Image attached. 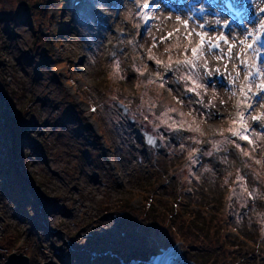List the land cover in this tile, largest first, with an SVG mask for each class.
Returning a JSON list of instances; mask_svg holds the SVG:
<instances>
[{
	"label": "rangeland",
	"instance_id": "rangeland-1",
	"mask_svg": "<svg viewBox=\"0 0 264 264\" xmlns=\"http://www.w3.org/2000/svg\"><path fill=\"white\" fill-rule=\"evenodd\" d=\"M73 1L63 0V5L45 3L42 8L49 21L40 27V20L13 17V13L0 19V43L6 45L0 61L4 65L0 68L8 78L3 83L6 100L0 96V163L16 160L9 149L12 134L1 124L6 109V118L25 109L29 110L27 116H37L40 121L28 127L26 134L47 136L51 143L45 157L22 145L26 165L20 167L17 163L15 177L21 179L14 187L17 204L9 199V193L3 195L5 186L0 177V237L3 227L18 231L21 238L15 251L27 254L30 264L49 258L55 264H119L113 260L114 252H119L124 260L133 251L139 257H149L175 240L163 228H147L139 223L146 201L163 204L169 196L170 180L153 182L152 176L170 153L178 152L179 161L184 148L189 146L196 150L197 170L206 169V177L216 178L218 186L226 174H231L232 185H236L234 178L242 177L245 195L250 197L238 206L237 222L264 242V174L258 177L249 165V159L256 161L264 173V117L252 119L264 113V105L255 106L254 114L245 120L252 143L233 136L229 132L237 126L233 122L241 111L245 115L249 111L242 105L238 108L241 96L234 98L226 87L219 86L215 76L211 83L204 75L207 69L202 67V60L207 61L205 56L226 57L232 66V54H226L229 48L224 49L222 43L223 51L212 53L207 44L203 46L205 55L196 56L191 64H178L177 61L193 57L198 22L161 39L168 34L151 32L144 36L139 20L136 26L132 25L136 10L143 9V0H81L79 6H74ZM125 1L129 6H124ZM252 1L244 0L248 4ZM17 2L0 0V10L10 9ZM89 14H93V20ZM114 16L124 29L114 24L103 27L105 18L111 21ZM217 22L221 31L224 19ZM123 32L124 45L120 39H114V33ZM40 36L47 38L45 46ZM48 48L51 50L47 51ZM236 53L234 50L233 54ZM217 66L215 63L214 67ZM112 71L122 77L118 78L124 87L121 94L128 108L126 114L115 99L109 103L99 100L96 104L82 93L91 90L92 95H98ZM245 76L241 78V87H251L255 92V85L261 82L259 76L249 78L247 85ZM146 80L158 83L160 88L155 92L148 87L155 104L140 107L142 95L137 93ZM131 107L135 118L129 120ZM168 111L174 117L181 118L185 113L195 120L202 131L200 141L194 143L193 135H185L178 127L170 129L155 119ZM143 131L160 138L162 147L146 145ZM218 138L224 141L222 147L208 150ZM150 180L154 185L149 184ZM21 182L31 184L27 187L31 195L25 194ZM215 188L218 189L216 186L213 191ZM39 197L44 206L42 218L54 232L45 228V234H36V230L42 232L41 216L36 213ZM235 234L238 235L235 230L229 232L231 237ZM56 249L61 250L60 254H54ZM183 249L193 256L194 251L185 244ZM7 252L0 253V264ZM128 261L123 262L129 264Z\"/></svg>",
	"mask_w": 264,
	"mask_h": 264
},
{
	"label": "trees",
	"instance_id": "trees-1",
	"mask_svg": "<svg viewBox=\"0 0 264 264\" xmlns=\"http://www.w3.org/2000/svg\"><path fill=\"white\" fill-rule=\"evenodd\" d=\"M16 1H18V5L10 9L0 10V16L4 17L13 13L11 15L13 17L21 16L30 18V20L32 18L38 19L40 20L38 27L45 23L47 24L49 21L48 15L45 14L46 11L42 6L48 2L62 3V0ZM40 38L42 39L41 43L45 46L47 38L45 36H40ZM5 47L6 45L3 42L2 44L0 43V61ZM50 50V48L47 49V51ZM3 65L4 63L0 62V67ZM1 69L0 89L4 94L3 83L8 78L4 77V71ZM120 86L119 78L110 76L104 80L98 95H92L91 90H83L82 93L92 99L93 103L97 104L99 100H106V97L112 95L113 90L119 89ZM11 91H14L13 87ZM7 113H3L2 118H6ZM28 114L29 110L25 109L21 113L13 114L12 112L5 119V123L9 127L8 130L10 128L15 130L14 141L12 136L9 139V149H11V145L14 142V148L17 151L15 158L20 167L26 165V156L22 152L23 144L29 146L42 157H45L50 151L51 143L47 136L38 134L37 136L39 137H37L26 134L28 127H34L40 121L37 116L31 115L29 117L27 116ZM183 116L184 118L180 125L188 129V134L193 135V141H198L199 136L202 134L201 129L188 114H183ZM176 123H178L176 118L164 115V124L174 126ZM22 136L25 137L19 140ZM216 147H218L217 142L212 143L211 148ZM187 151L188 154L183 161L177 162L175 156L170 155V158L165 160L164 165H162L160 172H155L154 179L156 181L163 180V178V181H165L166 173L172 175L169 196L164 200L163 204L146 201L143 204L144 211L140 214V225H147L156 229L163 228L171 238H175L172 243L176 240H181L188 249L193 250V256L190 254L188 256L200 264H264V242L262 238H257L253 233L250 234V239L248 238L247 241L249 246H247L243 244L241 239L227 234L229 230L233 229L238 233L239 237L244 238L248 231L243 227H239L235 222L230 223L232 214L229 212V196H226L221 188H215L213 191L216 186L211 178L204 176V171H194L193 152L189 149ZM15 174L16 170L13 160L0 163V177L7 188L13 189L17 183H20L21 179L15 177ZM153 182L150 180L149 184L154 185ZM21 183L27 188L25 182ZM237 199L242 200L241 195H237ZM20 238L21 234L18 231H14L7 226L3 227L0 246L10 252L16 247ZM29 245L30 242L26 243V250L29 249L27 247ZM132 257L136 258V260L145 259L144 256L136 257L135 254Z\"/></svg>",
	"mask_w": 264,
	"mask_h": 264
},
{
	"label": "bare ground",
	"instance_id": "bare-ground-1",
	"mask_svg": "<svg viewBox=\"0 0 264 264\" xmlns=\"http://www.w3.org/2000/svg\"><path fill=\"white\" fill-rule=\"evenodd\" d=\"M173 1L172 5H175L177 8H179L178 13H172L167 9V6H165L163 3H161V0H147L148 7L141 10H136V19L132 22L133 26H136V21L139 20L141 23V30L143 32V35L146 36L150 34L151 32L159 33L164 32V34H173L172 32H178V30L184 29V27H187V25H194L195 20L184 18V7L181 4L180 0H171ZM146 0H143V5L145 4ZM259 2V0L257 1ZM126 6H129L126 2ZM245 8V7H244ZM147 13L149 15L148 19L144 18V14ZM208 16H206V26L204 29H200L198 31H194V37L197 38L198 44H200V36L198 33H204L206 37V41L203 44V46L207 43V39H210L212 37H219L223 35L225 39L228 41V43H225L224 40H219L218 43L223 42L225 44V49L229 48V45H233L231 49L232 53V66L229 65V62L226 61L227 58L223 59H216L215 57L205 56L204 58L207 61L202 60V67H205L207 69V72L204 74L207 78L211 79L213 76H219L221 79V84L227 86L228 84L231 85V89L233 91V97L239 98L241 95L239 93V86L241 82V78L243 75H246L249 72V65L241 63V59L244 58V53H242L241 58H237L235 54H233L234 50H237V52L241 51V43L240 41H243V30L240 27H237L234 23H231L229 25L230 30L227 32H219L217 29V24L212 23V12H207ZM90 15V14H89ZM188 15V13H187ZM260 15V14H259ZM105 16H108L106 13ZM217 16L220 17V19H224V13L222 10L217 9ZM251 17V16H250ZM90 20L94 19L93 14L89 17ZM107 21L103 27H108L110 24L116 25L118 28H123L124 26L122 23L118 20L117 16H114L113 19L110 21L108 18H105ZM253 23H256V21H253ZM158 24H161V27L158 26ZM250 27H254L252 25V22H248ZM163 25V26H162ZM259 27H254V29H257ZM124 29V28H123ZM264 32V29H262ZM126 35V32L123 35H114V39H120V43L124 45V39L123 36ZM172 36V35H171ZM170 36V37H171ZM203 46L200 48V53L197 56H203L206 54L207 51L203 50ZM125 47V46H124ZM264 51V50H261ZM209 53V52H208ZM213 53V52H212ZM252 52L248 51L246 55H250V58L253 62H257L260 64L262 61H259L256 59L255 55H251ZM235 55V56H234ZM217 63V67H214V64ZM235 66V68H234ZM245 80V79H244ZM261 81V80H260ZM214 82V79H211V83ZM256 89V88H255ZM260 102L264 103V97H261L258 101L256 98H253L252 103L254 106L251 108V110L246 115L247 119H250L251 116L254 114L255 110L254 107L258 106ZM264 105V104H263ZM263 119V118H261Z\"/></svg>",
	"mask_w": 264,
	"mask_h": 264
},
{
	"label": "snow or ice",
	"instance_id": "snow-or-ice-1",
	"mask_svg": "<svg viewBox=\"0 0 264 264\" xmlns=\"http://www.w3.org/2000/svg\"><path fill=\"white\" fill-rule=\"evenodd\" d=\"M144 8L148 7V3L147 0L145 2V4L142 6ZM144 18L148 19L149 15L147 13L144 14ZM259 29H264V22H261V24L258 26ZM172 34L169 33L166 37H162L161 39H167L170 38ZM198 35L200 36V44H198V46L196 48L192 49L193 52V57L192 58H185V60L183 61H177V63H183V64H191L193 62V60L196 58V56L200 53V48L203 46V44L206 41V37L204 33H198ZM249 37H251V42H248V38H246L243 41H240V43L243 45L242 49L240 52L236 53L237 58H241L242 53H244V58L241 59V63L244 64H248L250 68L255 69V64L254 63H249L248 61V57L246 55V53L252 49L254 47V45L257 43V41L260 40V36L259 35H253L252 33H249ZM219 40H224L225 43H228V41L225 39V37L223 35L219 36L216 38V40H212V39H207V44L209 48H214V47H219ZM233 45H229V50L226 53L227 55L231 56V49H232ZM261 47H264V41L261 42ZM149 59H152L151 56H149ZM156 63L159 64L161 63V61L156 60ZM168 67H171V64L168 65ZM118 68V66H117ZM235 68V66H234ZM264 74V72L259 73L258 75H262ZM252 75L251 72L247 73L245 76V84L247 85L248 79L249 77ZM256 87V92H253L251 87H245L242 86L240 91H241V100L238 102V108H240V106L242 105L243 108L247 111H250L251 108L254 106V104L252 103L253 98L255 97L256 100L258 101L261 97H264V80H262L260 83L255 85ZM190 91H194L195 89H189ZM262 117H264V113H261L257 116H253L252 119L254 121H258L260 120ZM246 120V115L244 111H241L239 113L238 119L236 121H234L233 123L236 124V127L230 128L229 132L235 136L238 137L239 139L242 140H248L249 143H252L251 140H249V137L247 135V133L250 131V129L248 128L247 124L245 123ZM238 179H242V177H238Z\"/></svg>",
	"mask_w": 264,
	"mask_h": 264
},
{
	"label": "water",
	"instance_id": "water-1",
	"mask_svg": "<svg viewBox=\"0 0 264 264\" xmlns=\"http://www.w3.org/2000/svg\"><path fill=\"white\" fill-rule=\"evenodd\" d=\"M14 134V130H13ZM147 144L161 147V142L157 138H152L150 135H146ZM148 264H197L191 260L186 259L182 254L181 242H177L172 246H168L166 249H161V252L157 255H153L147 261ZM3 264H30L29 257L23 253H11L7 256ZM37 264H54L52 259L44 262H38Z\"/></svg>",
	"mask_w": 264,
	"mask_h": 264
}]
</instances>
